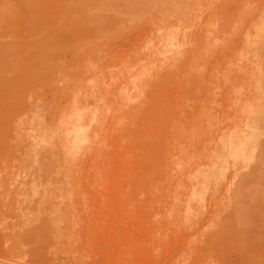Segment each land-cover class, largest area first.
Listing matches in <instances>:
<instances>
[{"label":"rangeland","instance_id":"rangeland-1","mask_svg":"<svg viewBox=\"0 0 264 264\" xmlns=\"http://www.w3.org/2000/svg\"><path fill=\"white\" fill-rule=\"evenodd\" d=\"M262 130L264 0H0V264H264Z\"/></svg>","mask_w":264,"mask_h":264},{"label":"bare ground","instance_id":"bare-ground-1","mask_svg":"<svg viewBox=\"0 0 264 264\" xmlns=\"http://www.w3.org/2000/svg\"><path fill=\"white\" fill-rule=\"evenodd\" d=\"M165 27V26H164ZM166 28V27H165ZM181 29V28H180ZM179 31V29H178ZM175 33H176V30L175 32H168L166 35H163L161 40H160V43H161V46L162 48L165 50L163 52L162 50V53H166V50H169L171 49L174 45H175ZM176 37V36H175ZM155 40V39H154ZM152 43L155 44V42L152 41ZM151 43V45H152ZM156 45V44H155ZM180 45V44H179ZM149 46V45H148ZM150 52V51H149ZM151 53V52H150ZM158 57V56H157ZM162 57V56H161ZM145 69V68H144ZM139 72V71H138ZM137 72V73H138ZM147 72V71H146ZM143 76V75H142ZM134 77V76H133ZM138 77V76H136ZM134 77V78H136ZM140 77V76H139ZM135 80V79H134ZM251 107V106H249ZM70 110V109H69ZM79 112V111H78ZM69 114V113H68ZM92 114V113H91ZM71 118V117H70ZM94 119V118H93ZM91 121V120H89ZM257 119L255 118H252L251 120V123H249V127L247 129V131L244 133V135L239 138L241 140H234L233 142H231V138H230V142L227 144V147H226V151L225 150H221L218 154H217V157L221 160H226V158H230L233 160V158H239V157H242L243 155H245L243 151V149H250L251 146H252V143L255 142V138H257L258 134L260 135L259 133V130L257 128ZM75 123V122H74ZM79 123V122H78ZM242 124V123H241ZM73 130H74V134H73V138H74V141H77V140H82V135H81V131H82V128L79 127V126H76V124L72 127ZM264 131V130H262ZM230 132V131H229ZM228 132V133H229ZM241 133V132H240ZM235 134V132H234ZM229 135V134H228ZM84 137V136H83ZM87 138V135L85 136ZM228 137V136H226ZM225 137V138H226ZM259 137V136H258ZM233 138V137H232ZM224 139V138H223ZM222 140V139H221ZM227 141V140H226ZM223 140V142H226ZM238 141H240L241 143H238ZM79 143V142H78ZM82 144V143H81ZM80 145V144H79ZM255 145V144H254ZM76 146H78L76 144ZM255 148V147H254ZM248 152V151H247ZM253 152V151H251ZM250 152V153H251ZM243 158V157H242Z\"/></svg>","mask_w":264,"mask_h":264}]
</instances>
